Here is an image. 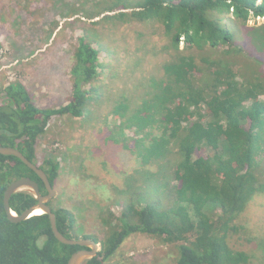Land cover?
<instances>
[{
	"label": "trees",
	"instance_id": "obj_1",
	"mask_svg": "<svg viewBox=\"0 0 264 264\" xmlns=\"http://www.w3.org/2000/svg\"><path fill=\"white\" fill-rule=\"evenodd\" d=\"M88 4L98 10L88 14ZM69 7L100 18L77 38L70 100L39 107L24 83L1 87L0 145L36 163L38 140L51 120L75 118L82 119L72 126L78 129L101 122L141 160L139 178L130 175L122 189L131 195L120 213H100L104 237H84L102 246L84 264H105L135 234L175 245V264H252L254 255L231 243L249 237L239 236L246 234L239 222L251 201L264 196V23L248 26L251 18L264 19V0H77ZM122 24L139 27L131 59L106 73L114 53L108 50L104 62L94 43L109 45L104 30ZM158 34L161 43H153ZM39 167L54 187L61 163L52 157ZM24 177L47 194L19 158L0 155V264H68L86 248L60 243L48 215L8 219L4 193ZM162 198L171 201L168 208ZM36 203L27 191L10 199L18 215ZM52 210L59 231L81 239L72 237L75 214Z\"/></svg>",
	"mask_w": 264,
	"mask_h": 264
},
{
	"label": "rangeland",
	"instance_id": "obj_2",
	"mask_svg": "<svg viewBox=\"0 0 264 264\" xmlns=\"http://www.w3.org/2000/svg\"><path fill=\"white\" fill-rule=\"evenodd\" d=\"M75 2L77 0H0V88L20 81L29 88L39 107L59 108L68 104L71 59L77 38L83 27L100 20L88 19L84 11L68 12L69 5ZM90 6H85L88 14L98 10ZM263 23V18H251L248 26ZM118 26L111 32L104 30L107 38L112 37L109 45L94 43L104 62L108 63V50L114 53L106 73L113 74L117 66L130 61L136 39L134 31L139 28L138 24ZM237 31L242 37V26H237ZM151 41L161 43L160 35L153 36ZM261 57L264 60V56ZM80 120L54 117L48 132L38 140L36 163L43 166L52 157L61 163L54 185L57 195L50 206L66 208L75 214L78 235L75 233L72 237L94 236L101 241L107 229L100 213L107 214L108 210L120 213L121 204L131 195L130 191L123 193L122 189H127L130 175L139 178L136 168L141 166V160L116 144L101 122L93 128L72 127L74 122L80 124ZM109 121L112 123L111 117ZM170 202L162 198L165 208ZM239 224L246 229V234L239 236L249 237L236 238L231 244L252 253V264H264V196L251 201L249 211ZM176 256L175 245L154 236L135 234L105 264H175Z\"/></svg>",
	"mask_w": 264,
	"mask_h": 264
},
{
	"label": "water",
	"instance_id": "obj_3",
	"mask_svg": "<svg viewBox=\"0 0 264 264\" xmlns=\"http://www.w3.org/2000/svg\"><path fill=\"white\" fill-rule=\"evenodd\" d=\"M0 155L15 156L19 158L24 164H26L28 168L38 175V177L43 181L47 191V194L43 195L39 184L28 177H24L12 182L4 193V207L8 219L11 222L18 223L23 222L35 215L46 214L49 216L52 231L60 243L69 246H81L86 248L74 253L70 257L68 264H84L88 260L95 258L99 252V244L96 241L92 239H70L59 231L57 227L56 215L49 205V203L56 197V190L50 183L45 171L36 163L30 161L20 150L14 147L0 145ZM26 191L31 193L36 198L37 203L25 210L21 215H18L11 209L10 199L13 194ZM37 210H42V214H36Z\"/></svg>",
	"mask_w": 264,
	"mask_h": 264
},
{
	"label": "bare ground",
	"instance_id": "obj_4",
	"mask_svg": "<svg viewBox=\"0 0 264 264\" xmlns=\"http://www.w3.org/2000/svg\"><path fill=\"white\" fill-rule=\"evenodd\" d=\"M50 181V180H49ZM51 183V182H50ZM55 189V188H54ZM56 195H57V191H56ZM49 205H50V203H49ZM36 214H42V210H37L36 211ZM98 243V242H97ZM99 244V252H100V250H101V248H102V246H101V244L100 243H98ZM81 247V246H80ZM84 248V247H83ZM98 252V253H99ZM97 257V256H96ZM86 263V262H85Z\"/></svg>",
	"mask_w": 264,
	"mask_h": 264
},
{
	"label": "flooded vegetation",
	"instance_id": "obj_5",
	"mask_svg": "<svg viewBox=\"0 0 264 264\" xmlns=\"http://www.w3.org/2000/svg\"><path fill=\"white\" fill-rule=\"evenodd\" d=\"M44 195H46V193Z\"/></svg>",
	"mask_w": 264,
	"mask_h": 264
}]
</instances>
